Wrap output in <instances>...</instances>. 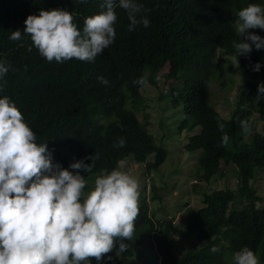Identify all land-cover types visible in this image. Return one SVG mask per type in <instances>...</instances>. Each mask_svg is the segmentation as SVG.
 <instances>
[{"label":"trees","instance_id":"16d2710c","mask_svg":"<svg viewBox=\"0 0 264 264\" xmlns=\"http://www.w3.org/2000/svg\"><path fill=\"white\" fill-rule=\"evenodd\" d=\"M136 2L143 8L137 19L146 17L147 28L140 24L130 31L127 12L117 6L116 36L109 47L94 61L73 58L57 63L47 61L32 45L24 33L26 18L42 9L63 10L82 31L85 18L106 10L104 0H0V62L8 66L0 79V98L7 96L15 103L35 133V142L47 145L53 165L71 171L74 162L92 164L90 172L80 171L86 180L84 192H89L103 170L118 169L125 160L143 164L147 174L164 163L167 150L155 145L136 115L145 106L143 87L133 81L146 76L148 85L158 86L157 75L168 66L163 77L172 82L170 97L181 104L184 122L199 127L184 146L188 152L201 151L199 181L211 183L234 166L239 186L203 194L201 207L179 225L154 219L143 198L132 239L117 238L102 260L90 258L81 264H134L132 258L137 264H232L233 253L244 246L254 253L260 250L258 261L264 264V209L257 206L259 198L249 184L255 171L264 169V135L254 133L243 143L246 133L240 126L253 113L264 122V99L256 100L257 87L264 83V48L253 45L250 53L239 55L233 47L239 40L245 42L234 29L239 10L249 4L264 7V0ZM17 30L21 39L11 40ZM249 31L264 38L259 28ZM218 54L222 57L216 63ZM223 56H238L240 84L229 120L209 101V78L213 71L223 73ZM257 63L258 72L253 70ZM99 76L109 83L101 84ZM225 133L229 140L221 146ZM120 138L125 146L115 147ZM151 155L154 159L147 161ZM154 188L152 202L158 199ZM121 243L127 245L123 252ZM213 246L219 251L211 252Z\"/></svg>","mask_w":264,"mask_h":264},{"label":"clouds","instance_id":"9594fccd","mask_svg":"<svg viewBox=\"0 0 264 264\" xmlns=\"http://www.w3.org/2000/svg\"><path fill=\"white\" fill-rule=\"evenodd\" d=\"M125 10L129 30L149 20L138 15L143 11L136 0H104L105 11L84 19L81 30L73 23L71 13L63 10H40L25 20L24 33L40 55L51 62L62 63L73 58L94 61L115 39L116 7ZM264 30V7L249 4L238 12L234 29L245 42L234 43L241 54L264 48V38L250 32ZM11 40L21 39V31L12 32ZM250 41V43L248 42ZM31 50V49H29ZM238 55V56H239ZM232 61L238 64L237 57ZM260 70V64L254 66ZM8 66L0 62V79ZM101 84L109 81L97 77ZM133 83L148 87L146 76ZM264 99V83L257 87V102ZM247 133L249 124L240 121ZM219 129L223 132L224 125ZM229 140L225 133L221 146ZM33 130L15 103L0 98V264H81L95 258L102 260L114 247L117 238L131 240L139 215V183L128 172L103 170L95 179L93 190L84 192L86 180L81 170L90 172L92 164L77 161L70 164L75 174L59 164L53 165L47 145H38ZM120 138L114 145L124 147ZM93 159V158H92ZM122 164V163H121ZM127 245L120 244V252ZM219 248L213 246L211 252ZM232 264H259L247 246L233 253Z\"/></svg>","mask_w":264,"mask_h":264},{"label":"rangeland","instance_id":"374dc122","mask_svg":"<svg viewBox=\"0 0 264 264\" xmlns=\"http://www.w3.org/2000/svg\"><path fill=\"white\" fill-rule=\"evenodd\" d=\"M259 30L264 35V30ZM220 57L222 55L218 54L215 59L216 63L219 62ZM223 58L225 59V62L221 63L223 73L219 75L217 72L213 75V71L209 78V101L224 120H229L235 108L240 78L232 59L224 56ZM167 71L168 66L157 75L158 86L149 85L141 89L142 103L145 108L136 115L146 125L155 145L164 147L168 155L164 163L150 174L145 172L143 164L136 163L130 158L121 165L119 164L118 169L128 172L137 179L140 193L139 203L143 198L146 199L154 219L173 220L175 225H179L183 218L201 207L203 194L226 188L237 190L239 182L234 166L227 167L225 176L211 179V183L210 181L208 183L199 181L201 171L197 160L201 151L188 152L184 148L188 142L187 138L198 133L199 127H190V123L184 122L186 117L181 110V104L173 102L170 97L172 82L163 77ZM162 95L168 96L161 99ZM126 108L130 109V105L127 104ZM248 122L250 128L244 136L243 143L249 141L254 133L264 135V122L258 119L256 113L249 117ZM153 159L154 156L151 155L147 161ZM249 184L259 198L257 206L264 209V169H257L255 178ZM153 186L156 188L155 194L158 197L155 202L151 201ZM172 239L174 241L173 237ZM183 244H186L185 249L189 247L187 242ZM195 247L198 248L199 244ZM259 251L255 253L258 259ZM130 262L137 264L134 258Z\"/></svg>","mask_w":264,"mask_h":264}]
</instances>
